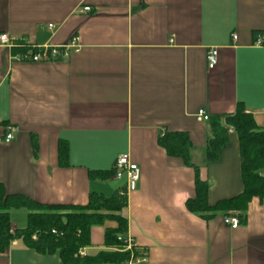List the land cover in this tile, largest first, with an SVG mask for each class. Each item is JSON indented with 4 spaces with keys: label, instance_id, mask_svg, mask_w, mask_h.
<instances>
[{
    "label": "crops",
    "instance_id": "1",
    "mask_svg": "<svg viewBox=\"0 0 264 264\" xmlns=\"http://www.w3.org/2000/svg\"><path fill=\"white\" fill-rule=\"evenodd\" d=\"M0 33L35 48L75 36L81 42L69 58L41 63L13 59L25 47H0V183L7 194L86 206L91 193L110 198L125 186L113 167L129 154L141 174L121 211L127 227L120 238L146 259L127 264H264V200H251L237 229L222 211L205 218L187 207L197 177L208 185L210 207L243 192L236 132L209 162L211 124L196 114L204 109L224 121L244 110L264 128V47L254 45L264 34V0H0ZM211 48L219 50L212 70ZM8 128L15 134L6 143ZM167 132L188 135L189 165L161 147ZM21 210L10 212L12 229L26 226L15 220ZM117 227L110 220L93 226L82 252L110 251L105 231ZM0 264L62 262L14 241Z\"/></svg>",
    "mask_w": 264,
    "mask_h": 264
},
{
    "label": "trees",
    "instance_id": "2",
    "mask_svg": "<svg viewBox=\"0 0 264 264\" xmlns=\"http://www.w3.org/2000/svg\"><path fill=\"white\" fill-rule=\"evenodd\" d=\"M211 135L207 144V161L218 160L223 148L229 141L228 127L236 132L240 146L241 174L243 192L230 200H224L210 207L207 202V183L196 179V197L187 203L193 214L207 215L222 211L224 216L230 212L246 214L248 204L255 197L264 200V128L259 127L253 116L244 110L222 118L210 120ZM169 155L183 158L189 165L192 148L187 134L167 132L159 141ZM68 146L60 145V165L66 166ZM115 174V170H114ZM90 178L106 179L107 173L90 172ZM126 197L116 193L106 198L91 193L86 206L44 205L19 195L7 194L0 183V253L5 252L14 241L40 254L58 255L62 264H127L134 252L123 251L124 242L119 238L126 232L127 220L121 215L126 205ZM25 209L27 223L23 228L12 229L11 210ZM115 221L118 227L105 231V246L110 251L100 252L97 256H82L80 251L91 244V228L103 225L105 221Z\"/></svg>",
    "mask_w": 264,
    "mask_h": 264
},
{
    "label": "built area",
    "instance_id": "3",
    "mask_svg": "<svg viewBox=\"0 0 264 264\" xmlns=\"http://www.w3.org/2000/svg\"><path fill=\"white\" fill-rule=\"evenodd\" d=\"M91 9L89 7L84 8V12H89ZM53 26H49L52 28ZM233 40L237 39L235 34L232 35ZM257 47H264V34H258L254 43ZM0 47L12 49L14 47H25L28 50L21 54H16L13 59L18 61H27L33 63L41 62H57L62 61L70 57L71 54L79 52L81 48V42L79 37H73L68 43L61 46L54 47H31L26 45L23 39H17L10 37L7 33H0ZM219 63V50L217 48L209 49L207 53V64L210 70L214 69ZM196 119L199 122H209L211 120L208 113L201 109L196 114ZM228 132H234L232 127H228ZM15 129L8 128L5 134L4 141L6 143L11 142L14 139ZM114 178L117 180L125 179V186L118 192L120 196L127 197L130 193L137 189L140 180V168L138 165L132 162L129 154H121L114 161ZM224 223L231 227L232 229H237L240 226L241 220L239 216L233 212L228 213L224 216ZM120 241L124 242L123 251L134 252V243L131 239H122ZM80 254L84 256V252L80 251ZM145 254H140L133 256L131 261L135 263H141L145 261Z\"/></svg>",
    "mask_w": 264,
    "mask_h": 264
},
{
    "label": "rangeland",
    "instance_id": "4",
    "mask_svg": "<svg viewBox=\"0 0 264 264\" xmlns=\"http://www.w3.org/2000/svg\"><path fill=\"white\" fill-rule=\"evenodd\" d=\"M15 220L20 226H25L27 223V212L26 210L15 211Z\"/></svg>",
    "mask_w": 264,
    "mask_h": 264
}]
</instances>
